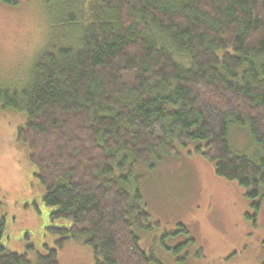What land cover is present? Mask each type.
Listing matches in <instances>:
<instances>
[{
    "label": "trees",
    "instance_id": "obj_1",
    "mask_svg": "<svg viewBox=\"0 0 264 264\" xmlns=\"http://www.w3.org/2000/svg\"><path fill=\"white\" fill-rule=\"evenodd\" d=\"M46 2L26 82H0V106L24 115L15 137L27 145L44 203L71 222L34 264H57L56 247L75 235L94 264H152L133 231L149 214L131 176L177 146L195 142L215 175L259 194L264 0ZM234 126L249 129L254 157L231 150ZM1 237L0 225V264H33L4 250Z\"/></svg>",
    "mask_w": 264,
    "mask_h": 264
},
{
    "label": "rangeland",
    "instance_id": "obj_2",
    "mask_svg": "<svg viewBox=\"0 0 264 264\" xmlns=\"http://www.w3.org/2000/svg\"><path fill=\"white\" fill-rule=\"evenodd\" d=\"M13 1L0 0V82L21 86L43 41L49 3ZM23 120L21 112L0 106L1 245L34 264L55 249L61 228L71 222L51 215L57 207L43 201L45 188L34 175L27 145L15 137ZM236 128L228 132L231 150L254 157L249 129ZM194 146H177L175 155L160 153L135 166L132 188L149 214L143 227L133 228L140 248L152 264H264V187L249 198L235 181L215 175ZM84 240H63L56 247L57 264H94Z\"/></svg>",
    "mask_w": 264,
    "mask_h": 264
}]
</instances>
